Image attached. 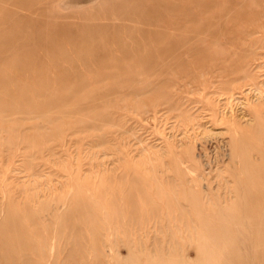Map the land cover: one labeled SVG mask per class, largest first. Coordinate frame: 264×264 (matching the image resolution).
<instances>
[{
    "label": "rangeland",
    "instance_id": "374dc122",
    "mask_svg": "<svg viewBox=\"0 0 264 264\" xmlns=\"http://www.w3.org/2000/svg\"><path fill=\"white\" fill-rule=\"evenodd\" d=\"M0 264H264V0H0Z\"/></svg>",
    "mask_w": 264,
    "mask_h": 264
}]
</instances>
